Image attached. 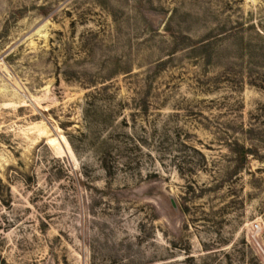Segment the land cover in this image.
Segmentation results:
<instances>
[{
    "label": "rangeland",
    "instance_id": "1",
    "mask_svg": "<svg viewBox=\"0 0 264 264\" xmlns=\"http://www.w3.org/2000/svg\"><path fill=\"white\" fill-rule=\"evenodd\" d=\"M0 264H264V0H0Z\"/></svg>",
    "mask_w": 264,
    "mask_h": 264
},
{
    "label": "built area",
    "instance_id": "2",
    "mask_svg": "<svg viewBox=\"0 0 264 264\" xmlns=\"http://www.w3.org/2000/svg\"><path fill=\"white\" fill-rule=\"evenodd\" d=\"M255 227H256L257 229H260V225H259V224H255Z\"/></svg>",
    "mask_w": 264,
    "mask_h": 264
}]
</instances>
